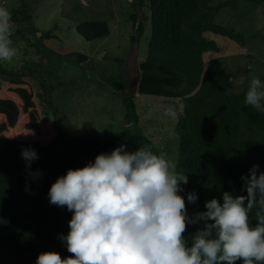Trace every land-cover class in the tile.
I'll use <instances>...</instances> for the list:
<instances>
[{
  "label": "trees",
  "instance_id": "16d2710c",
  "mask_svg": "<svg viewBox=\"0 0 264 264\" xmlns=\"http://www.w3.org/2000/svg\"><path fill=\"white\" fill-rule=\"evenodd\" d=\"M133 5L132 42L139 43L149 22L152 28L147 57L139 65L138 92L182 101L183 113L176 124V171L188 177L182 190L189 215L206 210L205 202L214 197L222 202L224 191L246 194L241 176L254 164L264 171V113L244 104L251 71L241 89L232 91L231 74L218 58L220 44L207 37L214 34L246 46L242 32L216 20L224 7L237 10L239 1L133 0ZM32 18L25 2L10 12L11 22H27L18 28V35L30 32ZM76 28L88 40L110 34L107 20L83 21ZM53 37L47 31L40 38ZM79 57L87 59L85 54ZM35 65L45 66L44 59ZM36 70L27 64L22 71L13 72L0 61V264H34L45 251L59 252L62 259L73 255L59 238L67 235L72 212L66 206L50 204L48 198L52 183L69 168H81L121 144L127 151L149 147L157 154L150 137L129 129L88 135L68 133L56 109L53 119L43 115L28 79ZM39 77L45 88L46 79ZM123 102L126 118L138 124L135 94L128 92ZM24 148L35 149L39 157L30 168L21 155ZM192 191L197 194L194 204L187 201ZM256 211L253 208L249 214L252 226L257 223ZM200 226L187 225L185 239ZM234 264H242V260Z\"/></svg>",
  "mask_w": 264,
  "mask_h": 264
},
{
  "label": "clouds",
  "instance_id": "9594fccd",
  "mask_svg": "<svg viewBox=\"0 0 264 264\" xmlns=\"http://www.w3.org/2000/svg\"><path fill=\"white\" fill-rule=\"evenodd\" d=\"M9 31L10 13L0 7V61L16 55ZM244 104L264 113V81L253 77ZM164 114L177 115L171 107ZM21 155L29 168L39 158L32 148ZM241 180L246 194L224 191L222 202L214 197L206 210L189 215L180 194L188 177L167 154L149 147L127 151L121 144L52 183L50 204L72 212L69 231L59 238L73 255L62 259L45 251L34 264H264V171L254 164ZM187 201H197L195 191ZM253 208L255 226L249 221ZM189 224L201 226L185 239Z\"/></svg>",
  "mask_w": 264,
  "mask_h": 264
},
{
  "label": "rangeland",
  "instance_id": "374dc122",
  "mask_svg": "<svg viewBox=\"0 0 264 264\" xmlns=\"http://www.w3.org/2000/svg\"><path fill=\"white\" fill-rule=\"evenodd\" d=\"M238 1L237 10L224 7L216 20L242 32L246 46L226 37L207 34L220 44L218 58L231 74L232 91L241 89L249 71L251 80L257 77L264 81V1ZM23 2L28 4L33 25L28 34L18 35V28L27 22L10 21L8 38L16 55L2 62L13 72L22 71L27 64L38 69L35 76L28 79L43 115L53 119L52 111L56 109L68 133L88 135L125 129L141 132L154 141L157 154L166 153L176 164L179 150L176 124L183 113L180 98L138 92L135 100L139 123L126 118L123 98L129 92L130 81L138 77L140 63L147 57L152 32L149 22L139 43L132 42L133 0H0V7L10 13ZM87 20H107L110 34L86 39L76 27ZM47 31L54 37L40 38ZM36 42L44 43L47 48L37 46ZM79 54H85L87 59ZM42 59L45 66L35 65ZM119 59L123 60L122 64ZM39 76L46 79L45 88ZM169 107L177 113L174 119L164 114ZM180 194L183 195V190Z\"/></svg>",
  "mask_w": 264,
  "mask_h": 264
},
{
  "label": "water",
  "instance_id": "95a60500",
  "mask_svg": "<svg viewBox=\"0 0 264 264\" xmlns=\"http://www.w3.org/2000/svg\"><path fill=\"white\" fill-rule=\"evenodd\" d=\"M130 82H131V86H130L129 92L133 93V94L138 93V90H139V79H138V77L133 78Z\"/></svg>",
  "mask_w": 264,
  "mask_h": 264
}]
</instances>
